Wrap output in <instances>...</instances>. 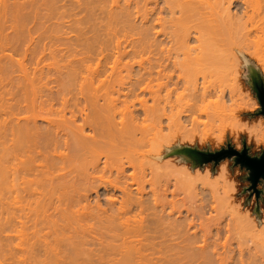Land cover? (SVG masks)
<instances>
[{
  "label": "bare ground",
  "instance_id": "bare-ground-1",
  "mask_svg": "<svg viewBox=\"0 0 264 264\" xmlns=\"http://www.w3.org/2000/svg\"><path fill=\"white\" fill-rule=\"evenodd\" d=\"M40 1L44 3L43 8L46 7L45 9H47L48 12L40 7ZM40 1L36 0L35 3L33 0V5L32 3L30 4V2L27 3L33 7L31 10H34H32L34 15L37 17L41 16L39 18L43 20L44 25L46 21L48 22L54 17L59 20L57 23L58 26L56 25V19L55 23L51 20L55 25L54 27L49 24V26L56 30H52V33L55 35L53 34L51 37H55V40L58 39L57 42H60V40L63 41V38L65 39L66 35L67 46L68 44H72L69 43L71 39H69L70 37L68 36L71 35L74 36L71 38H75V35H72V33L70 34V32L68 35L67 30L70 27L72 28V25L77 27V25H79L77 23H82V21L86 22L85 20L87 19H85L84 16L87 12L85 13V11L90 9L94 10V8L97 7L95 6L96 4L94 5L95 7L93 6L94 3H92V0H88L91 1V3L85 0H82L83 2L78 0V2H75V0ZM93 1L96 3H98V1L99 3H105V0ZM113 1L114 7L111 6L113 7L111 8L112 11H110V9L107 11L109 5L107 8L101 6L104 9L102 13L107 11L106 14L104 13V16L100 13L102 14L101 16H103L100 17L103 24L95 20V13L93 18V10H90L88 14L92 13L89 14L92 18H89V15H86V17L88 20L91 19L90 21L87 20V22H91L92 24L88 23L87 25L89 26L91 24L94 26L93 29L95 31H97L95 28L98 27L97 29L99 30L101 25L102 29L104 27V29L108 31V36L111 34L109 33L110 30L119 31L120 33L116 32L119 35L124 31L125 33L123 32V35L128 39L133 38L132 43H135L136 46L133 48L135 51L131 53L130 51L132 48L129 46L131 48V50H129L128 47L131 41L127 45L123 44L126 42V39L118 37L119 35L114 32L113 38H115V36L119 38L118 40L116 39L117 37L115 38V41L118 42L115 46L117 48L114 47L115 50L118 49V52L116 51V53L115 50H113L114 52L110 54L109 52L107 53V49L104 50V48H102V54L100 53V55H104V57L110 54V58L111 56L115 58L110 59L107 57L108 60L106 58L108 63L114 61L115 64H109L113 68L109 69H112V71H109V73L111 72L110 74L104 75L105 78H102L103 80L101 79L103 83H101V89H99L98 86L97 89L95 86L94 90V85H92L93 91L87 90L88 87L86 85H88V81L85 75L87 73H84V70H91L90 68L92 67H90L91 65H89V62L92 56H96V54H93L92 50L87 51V53L89 52L88 54L83 51L85 50L84 47H86L83 44L91 42L85 38L82 44V39L85 37L81 35L83 31L77 30L78 35L79 32H81L80 38H83L80 39L76 37L77 39H75L77 42H75V40L73 41V44L76 43V45H70V47H75L79 44L83 45L84 47L79 45L76 50H78L79 47H83L82 51L85 54L83 55L85 58L81 56L82 53L80 54L78 52L79 50L75 51V53L77 52L76 54H80L78 56H81L83 58L82 60L81 57L80 59L75 57L74 60L68 57L70 60L69 63L72 62V65L76 63V58L77 60H81V62L75 65V67L78 66L77 70H74L76 68H71L72 71H69L71 70L69 69L65 72L67 74H63L66 77L68 75V79L66 78L68 87H65L64 84V86H62V88L64 87L63 89H57L58 91L55 92L54 90H50V88L48 95L45 94L46 98L41 95L38 97L35 87L37 85H35L37 80L35 81L34 79H39L38 77H41L40 79L43 82L42 76L39 75H47V71L53 69L52 65L56 63L57 59L55 58L58 56L54 57L55 62H52V64L50 63L51 65L45 63V65L48 66L46 73L43 72L46 69L45 65L40 67L41 64H39L38 69L43 73H39V70V72L35 71L34 68L35 72L32 76L36 75V77H30L31 74L28 76V69L26 68V71L24 68L25 64L22 59V62L15 59L13 60V57H11V60L10 54L9 58H7L8 54L4 51L5 49L2 50V52L4 51L5 53L1 52L2 54H7L6 56L4 55V57L10 60L11 63L13 61L21 62L24 67L20 64L21 68H19V70L23 68L22 70L25 69V72L21 70V73L24 75L22 76L20 74L19 77L22 76V79L20 78V83L18 82L16 84L19 85L20 91L18 88L14 87L16 91L18 90V93L21 94V91L24 93L20 95V98L18 96V99L13 97L12 91L14 90H12V94H9L11 97L8 96L12 101L8 98L11 102H8L10 104L7 111H4L6 117L0 114V191L1 193L3 191V195L5 196H2V201L0 200V234H5L4 239H1L3 235H0L2 242L5 241L1 243L0 240V256L4 259L0 264H264V223L259 226L257 222L254 221V217L251 218L249 215L246 217L241 213L242 211H239L237 206L235 207L236 210L234 209L235 211L231 212V215L233 218L241 215L246 220L245 221L244 218L240 216L245 223L243 224L241 220L243 225L234 222L235 224H239L237 226L240 228V231H238L239 239L236 244V249L239 250V252L236 251L239 253L238 257L235 256V249L233 248H231L229 250L230 253L228 252L229 254L226 255L217 252L213 245L214 248H208L206 239L211 234V226L204 227L202 224H207L210 216H205L203 210L198 213L192 211L193 215H191L190 219L181 216L183 214L180 215V213L173 216V212L167 209L166 212L165 203L168 201V193L171 192L176 194L174 193L175 191L182 189L184 186L186 188V186L189 185H186V183L191 182L190 179H192V175L187 166H185L184 169V166L183 168L177 167V165L173 163L174 161H169L168 159L170 158L159 159V157L162 156V147L168 138V134L162 133L163 127L165 126L164 123H169V125L170 123H180L181 117V114H179L181 111H174L168 108L166 100L167 92L170 90V87L173 86L174 89H176L177 86L182 83L186 90L193 93V97L196 101L200 99L204 102L208 95L215 94L217 90L213 87L214 89H212L214 92L212 93V89L211 91L209 90L208 82L205 81L207 83L206 85L203 80H205L206 76L209 77V73L210 76H212L211 71H213V74L219 73L218 71L222 74L225 70L224 74H226V70H228V68H225L226 61L225 64L223 63L224 59L222 60L221 58L220 61V56L217 58L216 51L219 47L224 46V44L228 43L229 45V42L233 44L235 41L234 43L237 46L238 43H241L238 42V40L243 42L246 41L247 43V41L252 38L251 35L254 31L257 33V35H253L254 37L256 36L255 39L258 36L260 42L263 40L261 36L264 37V0H127L125 1L127 4L125 8H123L124 3L120 5L118 0ZM115 1L117 2L116 6ZM22 3L26 2L23 1ZM102 3H100V5H103ZM106 3L109 4L108 1H106ZM107 4L105 6H107ZM26 5L28 6V4ZM116 7L118 8L116 9ZM99 8L97 9L99 10ZM102 8L101 11L103 10ZM97 9L94 11L98 12ZM23 10L26 11L25 9ZM82 10L85 15L80 12ZM38 11H40V13H46L39 15ZM17 12L19 11L17 10ZM26 13H28V11ZM26 13H23L24 16ZM80 13L82 15H80ZM16 14L18 13L15 12V15ZM15 15L13 14V16ZM26 16L23 18H26ZM80 16H83V18ZM131 16H134L133 19H141V29L137 28L139 26H137V23H134ZM92 19L99 23V26H97V24L93 25L95 22L93 21V23ZM97 19H99V17H97ZM51 21L49 22L51 23ZM24 22L23 24L25 27ZM69 22L72 24L69 25ZM23 24L21 25L23 26ZM14 25H16V23ZM17 25L21 26L19 24ZM118 25H122L121 31ZM88 26H85V28H89V30L84 28L86 31H90V28H92V26ZM117 26L118 28H116ZM13 27L12 29L14 30L17 26ZM27 28L22 27L21 33L25 31L31 33V30L34 29L30 26V29ZM48 28L47 30L51 31V28ZM81 28L82 27H80V29ZM156 28V37L161 36L163 40H158L157 42L158 38L156 39L154 37V33L151 39L155 38L156 41L152 43L149 38L148 41L147 36L153 29L154 32ZM72 30L74 32V28H72ZM85 30L84 33H86ZM18 31L19 28L16 33H18ZM259 31H262L263 34ZM57 32L60 36H57ZM103 32L106 34V31ZM50 33L51 32H49V34ZM62 33L65 34L64 37ZM135 34L139 36H135ZM20 35L18 36L19 39ZM40 35L39 39H45L44 36L41 37L42 35ZM6 36L8 37V35ZM45 36H48V33L46 34L45 32ZM32 37L34 36L32 35L30 39L33 41L34 38L32 39ZM51 37L47 38L52 39ZM86 37L89 38V35H86ZM108 38L109 37H107V40L110 39ZM120 38H122L123 43L119 41ZM134 38L137 39L135 42ZM247 38L249 39L244 40ZM19 39H17L18 42ZM23 39L22 37V40ZM42 39L38 41H42ZM255 39L252 40L254 41ZM52 40L55 41L54 39ZM101 40L104 42L101 44L107 46L108 43V46L110 45L109 42H105L103 38ZM252 40L250 41L253 42ZM4 41L6 40L4 39L3 42ZM53 41H48L52 44H48V42L47 44L45 43L51 47L53 46V48L46 46L50 49V57L54 56L56 52L60 53V44L65 45L63 42H60L59 45H57V42H54V44L57 45L55 46ZM97 41L99 42V40ZM236 41L238 43H236ZM121 43L123 44L122 47L125 45L128 49L125 48L126 50H123V48L120 47ZM246 43L244 44L246 45ZM104 45L101 47H104ZM242 45L241 47H243ZM106 46L105 48H107ZM70 47L68 46V49L73 48ZM90 47H88L89 50ZM245 47L243 49H247ZM20 48L21 46L19 49ZM28 48H30V46ZM42 48L43 47L40 49ZM57 48L59 51H56ZM45 49L46 50H42H48L47 48ZM254 49L253 51L255 52ZM103 50L106 51L107 54H103ZM127 50H129V52ZM36 51H33V53H36ZM69 51L61 50V52L65 54H62V56L64 55V58H66V52ZM147 51H149V55L151 54L150 56L146 55ZM253 51L249 50V53L252 54ZM258 51L257 49V54L253 53L259 63L263 64V52L261 51L262 55H260L258 54L260 51ZM228 52L229 51H227V53ZM23 53L24 52H22V54ZM28 53L27 49V54ZM33 53L30 52L29 54L34 55ZM232 53L236 55L234 51ZM232 53L230 54L232 55ZM37 54L39 53H36V56ZM113 54H115V56H113ZM56 55L58 54L56 53ZM45 56L47 57V55ZM127 56L128 58L131 57V61L133 60L134 62L131 63L130 59H128V62ZM24 57L25 56H23V58ZM39 57L40 54L38 59ZM134 59L140 60L135 61ZM216 59H218V61H216ZM102 60L107 63L104 59ZM237 60L239 61V59ZM40 62L42 63V59ZM123 62H125L124 65L127 67L126 75H122L123 73L120 70L121 67L119 64H123ZM205 62L208 64L209 68L213 67L215 70H213V68L212 70L207 68ZM221 62L225 66L223 64L221 65ZM213 63H215L216 66L213 65ZM13 64L15 63L13 62ZM135 64L138 65L137 68H139L137 73L135 71L137 70ZM202 64L203 66H201ZM50 66L52 67L51 69ZM197 66H199V68ZM2 67L0 72L2 69L3 71L5 69ZM72 67H74V65ZM81 67H85V69L81 71ZM202 67H206L207 71L209 70L208 75H206L207 72H205ZM230 67L232 68L231 65ZM106 68H104V70L107 74ZM115 68H118L117 70L120 71L119 73L115 72V74L118 73L116 77L114 76L115 74L112 75L113 69L115 71ZM58 69L59 71H61V69L63 70V68L60 69V67ZM219 69H221L222 72ZM177 70H180L182 75L178 76V80L175 81L173 75ZM16 71L18 70L12 72ZM94 71L96 72V69H94ZM214 71L217 72L214 73ZM9 72L10 71H7L8 75L12 73ZM3 73L1 75H3ZM57 74L58 76L60 75V73ZM49 75H51L50 71ZM63 75L61 74L60 76L63 77ZM92 75H94V72ZM10 76V81H12L15 77L12 78V74ZM23 77L25 78L24 83H22L24 81ZM3 78L0 77V80L2 79V81H0L1 85L2 83L7 84L8 82H5V80L3 81ZM92 81L94 82L93 78ZM90 82L91 81H89V85ZM47 83L45 85H48ZM209 83H211V80ZM74 89H76L75 95L72 94ZM221 90V94L218 98L222 100L225 93L223 92V88ZM16 91H14V93ZM18 93L17 95H19ZM218 93H220V90ZM21 99L25 100H23L25 104L22 103L23 101ZM223 99L225 100L226 98ZM149 100H151L152 103H149ZM218 101L220 102L219 99ZM56 104L59 106L55 107ZM35 105H38V108H35ZM35 110H37V113H35ZM2 117L5 118L2 119ZM38 118H42L45 124L40 125ZM142 120L150 121L152 133L148 131L149 125H143ZM199 178H201V176ZM199 182L201 181L199 180ZM190 184H193V182ZM204 184L206 183L203 182V185ZM189 186L192 187V185ZM195 187L197 188V186ZM100 189L106 194L102 200L98 197L100 195L99 193H102ZM183 190L185 189L183 188ZM93 193L96 194V198H94ZM190 193L192 194L193 192L191 191ZM222 193L224 195L225 192L222 191ZM102 202L103 204L105 203V205H103ZM213 208H215V206ZM195 215L198 222L194 221ZM235 218L238 219L239 217ZM234 221H236V219ZM240 221L237 220L236 222ZM196 224L200 227H195ZM219 225L215 227L216 231L219 230ZM243 229L247 231L246 234L242 233L245 232ZM200 237L202 243L198 241ZM214 238L216 239V237ZM220 238L221 236L219 239ZM244 243L247 244L249 249L256 250L259 248V252L256 250L257 252L248 251L247 253H243L240 249V245Z\"/></svg>",
  "mask_w": 264,
  "mask_h": 264
},
{
  "label": "rangeland",
  "instance_id": "rangeland-1",
  "mask_svg": "<svg viewBox=\"0 0 264 264\" xmlns=\"http://www.w3.org/2000/svg\"><path fill=\"white\" fill-rule=\"evenodd\" d=\"M26 2V3H22V2ZM32 1L33 0H0V65H2L5 69H4V71H3V69H2V71L5 73H3L2 71L0 72V75L3 73V75H1L0 77L1 78H3V81L5 80V82H7V86L4 84V83H2V85H1V82H0V114H2L3 116H5L6 117V115H5V113H4V111L6 110L7 111V108H8V106H9V104L10 103H8V102H11L12 100L10 99V95L9 94H12L11 93V91L12 90H14V91H16V89L15 88H18L19 89V85H16L18 82L20 83V80L22 79V76L24 75V74H22L21 73V70L23 69H20L19 70V68H21V65L20 64H22L21 62V59L23 60V63L25 64V67L23 66V64H22V66L26 69H28V71H27V69H26V71L28 72V76H29V74H31L30 75V77H36V75H34V76H32L33 75V73L35 72V71H37V72H39L40 70L38 69L39 68V64H41L40 65V67H42V65H45V63L47 64H52V62H55V60H54V57H56V56H58V57H56L55 59H57L56 60V63L58 64H56V63H53V65H52V67H53V69L52 70H48V66L47 65H45V70L43 71V72H45L46 73V70H48L47 72V75H49V71H50V73H51V75H52V79L50 78V76L51 75H49V76H47V75H39V76H42V79H43V82H42V80L40 79L41 77H38L39 79H34L35 81L37 80V83H35V87H36V89H37V94H38V97L41 95V96H43L44 98H46V95H48V92H49V89L50 90H54V92L55 91H58L57 89H63L62 88V86H64V84H65V87H68L67 85H68V81H66L67 79H68V75H67V77L65 76V75H63V74H67V73H65V72H67L69 69H71V68H76V69H74V70H77V68H78V66H76L75 67V65H76V63H78V62H81V60L83 59L81 56H83V55H85L84 53H83V51L85 52V53H87V51H91L92 50V53L93 54H96V56H94L93 54V56H94V58H93V56H92V59H94V60H90V62H89V65H91L90 67H92V68H90L91 70L90 71H87V69H85V67L84 68H82L81 67V71H83V69H85L84 70V73H87V74H85L86 75V77H87V84L88 85H86L88 88H87V90L89 89L90 91L92 90L93 91V87H92V85H94V90H95V86H96V88H97V86H98V88L99 89H101L102 88V78H105V76L106 75H108V74H110L109 73V71H112V69L111 70H109L110 68H113V67H111V65H114L115 63H114V61H112L113 59H115V58H113L112 56H111V58H113L111 61L112 62H109L108 63V61H106V58L107 57H109L110 56V54H112L114 51L113 50H115V48H117V47H115L116 46V43L118 42H116L115 40L117 39H119L118 37H122L123 39H126V42H124L123 43V40H122V38H120V42H122L123 44H125V45H127L130 41V43L128 44V47L130 46L131 48H132V50H131V48L129 47V50H131L130 52L131 53H133L134 51H135V49H133L135 46H136V44L135 43H132V40H133V38L131 39H128V38H126V36H124L123 34L125 33L124 31V33L123 32H121V34L120 35H122V36H120L119 34H117L116 32H119V31H113V30H110L109 31V33H111L110 34V36H108L107 34V30H105L104 29V27H103V29L101 28V25H100V28H99V30L97 29V28H95L97 31H95L94 29H93V27L94 26H92L91 24V22H87V20H88V18L86 17V15L88 16L89 14H92L93 13V18H94V13L97 15V17H99V19H97V17H96V15H95V20L97 21L98 20V22L100 21L101 22V24H103V21H101L102 19H100V17H103L104 16V13L106 14V12L110 9V11H112V9L111 8H113L114 7V1L113 0H105V3H102V2H100V3H102L103 5H100V3H99V1H98V3H96V2H94L93 0H92V3H94L93 4V6L95 5V6H97L96 8H94V10H96L97 8H99V6H100V8H99V10H98V12L97 11H94L93 9V11H92V13H89L88 14V12L90 11V10H87V11H85V13H86V15L83 13V10L82 11H80V12H82L83 13V15H85L84 17H85V19H87V20H85V19H83V20H85L86 22H84V21H82V23H77V24H79V25H77V27L76 26H74V25H72L73 27L72 28H74V32H73V30H72V28L70 27L67 31H68V35H69V32H70V34L72 33V35H75V38L77 37V38H80L81 37V35L82 36H85L83 39L82 38H80V39H82V40H80V41H82V44H83V42H84V39L85 38H87V40H90L91 42H92V44H91V42L90 43H88V44H83L84 46H86V47H84L83 45H81V44H79V45H81V46H83L84 47V49L85 50H83L82 51V49H83V47L82 48H80L79 47V51L78 50H76L77 48H78V46H71V47H73V48H71L70 47V45H76V43H74L73 44V41L75 40V42H77L76 41V39L74 38H71V37H74V36H71V35H69L68 37H70L69 39H71L70 40V42L69 43H72V44H68V46L71 48V49H68V46L66 45L67 44V42H66V35L65 34H63L62 33V36L64 37V35H65V39L63 38V41H61L60 40V42L62 43H65V45L64 44H60L59 45V43L60 42H57L58 41V39L57 40H55V37L53 38V37H51V36H53V34L54 33H52V30H54V31H56L53 27L55 26L54 24H53V22L55 23L56 21V25H57V23L59 22V20L57 19V18H52L51 20H53V22L51 21V20H49V21H51V23L48 21H46V24L48 25H44V22H43V20H41V18H39V17H41V16H39V17H37L36 15H34L33 14V11L31 10V8H33L32 6H30V4L32 3ZM35 1V3H36V0H34ZM40 1V0H39ZM77 0H75V2H76ZM78 1H82V0H78ZM77 1V2H78ZM86 2L88 1V0H85ZM84 1V2H85ZM106 1H108V3L109 4H107L106 3ZM113 3H112V2ZM125 1H127V0H118V2H119V4L120 5H122L123 3H124V5H123V8H125L126 7V2ZM27 2H30V4L29 3H27ZM83 2V1H82ZM88 2H90L91 3V1H88ZM34 3V2H33ZM33 3H32V5H33ZM43 2H41L40 1V7L44 10L45 8H43L44 7V3L42 4ZM116 1H115V6H116ZM4 4V5H3ZM26 4H28V6L26 5ZM38 4V3H37ZM43 6H42V5ZM107 4V6H105ZM111 4V5H110ZM119 4H117V5H119ZM17 7H16V6ZM21 5H23V6H21ZM38 5V6H39ZM108 5H109V7H108ZM119 5V6H120ZM4 6V7H3ZM94 6V7H95ZM101 6H104L103 8H107V11L106 12H104V13H102L103 11H104V9L101 7ZM111 6H113V7H111ZM118 6V7H119ZM12 7V8H11ZM19 7H20V10H19ZM23 7V8H22ZM118 7H116V9L118 8ZM121 7V6H120ZM6 10H5V9ZM101 8L103 9L102 11H101ZM3 9V10H2ZM22 9V10H21ZM23 9H25L26 11H24ZM28 9V10H27ZM115 9V8H114ZM4 10H5V12H4ZM17 10L20 12H17ZM29 10H30V13H29ZM39 10L41 11V9L39 8ZM47 9H45V11H46ZM13 11H14V13H13ZM28 11V13H26ZM40 11H38L39 12V15H43L44 13H46V12H42V13H40ZM101 11V12H100ZM15 12L16 13H18V14H16L15 15ZM32 12V13H31ZM47 12H48V10H47ZM23 13H26L25 14V16H26V18H23V17H25L24 16V14ZM35 13V12H34ZM97 13H102L103 14V16H101L102 14H100V16H99V14H97ZM13 14L15 15V16H13ZM19 14H20V16H19ZM23 14V15H22ZM31 15V16H30ZM80 15H82L81 13H80ZM92 16V15H91ZM16 17V18H15ZM37 17V18H36ZM81 17V16H80ZM133 17L134 16H131V18L133 19ZM14 18H15V20H14ZM18 18V19H17ZM43 18V17H42ZM81 18H83V16L81 17ZM89 18H92V17H90V15H89ZM12 21H11V20ZM55 19H56V21H55ZM131 19V20H132ZM26 20V21H25ZM91 20V19H90ZM90 20H88V21H90ZM134 20V23H137V26H139V27H137L136 26V24H135V26L137 27V28H139V29H141L142 28V24L140 23L141 22V19H138V18H136V19H133ZM139 20V21H138ZM20 21H21V23H20ZM25 21V22H24ZM42 21V22H41ZM94 21V19H92V22ZM96 21H94L95 22V24H93V25H96L97 24V26H99V23H97ZM135 21H137V22H135ZM14 22V23H13ZM23 22L25 23V27L27 28V26H28V28L27 29H30L29 28V26L30 27H33L32 29L34 30H31L32 32L31 33H34V34H31L30 32H27V31H25V32H22L21 33V28L23 27V28H25L24 27V24H23ZM81 22V21H80ZM85 24H84V23ZM93 22V23H94ZM11 23V24H10ZM16 23V25H14ZM43 23V24H42ZM70 23V22H69ZM88 23H91L89 26L91 27L92 26V28H90L91 30L90 31H86V30H89V28H85V26L87 27L88 25ZM17 24H19V25H21V24H23V26L21 25V26H18ZM26 24H27V26H26ZM41 24H42V26H41ZM49 24L51 25V26H53V27H51V26H49ZM72 23H70L69 25H71ZM132 24H133V21H132ZM141 24V25H140ZM13 25H14V27L15 26H17V27H13ZM81 25V26H80ZM84 25V26H83ZM58 26V25H57ZM88 26V27H89ZM119 26V25H118ZM118 26L116 27V28H118ZM121 26L122 25H120L119 27V30L121 29ZM12 27L14 28V30L12 29ZM21 27V28H20ZM42 27V28H41ZM45 27V28H44ZM49 27V28H48ZM79 27V28H78ZM80 27H82L81 29H80ZM18 28H19V31H18V33H16L17 32V30H18ZM44 28V29H43ZM47 28L48 29H50L51 31H49V30H47ZM53 28V29H52ZM86 30H85V29ZM114 28V27H113ZM112 28V29H113ZM86 31V33H84V30ZM102 31H101V30ZM16 30V31H15ZM77 30H79V31H83L82 33H84V34H82L81 32H79V35H80V33H81V35L79 36L78 35V31ZM154 30V29H153ZM153 30H152V32H150L149 34H148V36H147V39L149 38L150 39V41L153 43H155V41H156V39H157V42H158V40H160V41H162L163 39L161 38V36H159V37H156V30H157V28L155 29V31L153 32ZM5 31V32H4ZM13 31V32H12ZM36 31V32H35ZM44 31V32H43ZM48 31V32H47ZM53 31V32H54ZM72 31V32H71ZM99 31H100V33H99ZM103 31H106V34L103 32ZM111 31H113V32H111ZM121 31V30H120ZM137 31V30H136ZM7 32H9V33H7ZM12 32V33H11ZM45 32H46V34L48 33V36H45ZM49 32H51L50 34H49ZM59 33H61L60 31H58ZM58 32L56 33V34H58ZM88 32V33H87ZM94 32V33H93ZM114 32L117 34V35H119L118 37L117 36H115V38H113L114 37ZM259 32H261L262 33V31H259ZM25 33V34H24ZM30 33V34H29ZM37 33V34H36ZM44 35H43V34ZM78 35H76V34ZM95 33H96V35H95ZM97 33H99V34H97ZM120 33V32H119ZM153 33V34H152ZM154 33H155V38H153V39H151L152 37H153V35H154ZM260 33V34H261ZM11 34V35H10ZM16 34V35H15ZM21 34H23L22 35V37L24 38L23 40H22V37H21V35H20V39L18 38V36ZM27 34H29V35H27ZM42 36H41V35ZM104 34V35H103ZM257 35V33H255V31H254V33H252V38H247V39H244V40H248L249 39V41H247V43H246V41H241V40H238V42H241V43H238L237 41H236V43H238V46H239V44H240V46H239V48H238V46L233 42V44H232V42L230 43L229 42V45H228V43L227 44H224V46H221V47H219L218 48V50L216 51V55H217V58H218V56H220V61H221V58H222V60L224 59V64H225V61H226V67L225 68H228V70H226V74H224V72H225V70L223 71V75L222 74H220V71H218L219 73H217V74H213V71H211L212 73H211V75L212 76H210V73H209V70L207 71V69H206V67L205 68H203L204 69V71L205 72H207L206 73V75H208V73H209V77L208 76H206V78H208V79H210L211 80V83H209L210 82V80H208V79H206L205 78V80H203L204 82L205 81H207L208 82V87L210 88L209 90L211 91V89L214 87L215 88V90H217L216 92H215V94L217 95H215L213 92V89H212V95H208L207 97H206V99H205V101L203 102V101H201L200 99H197V101H196V99L193 97V93L192 92H190V91H188V90H186L185 89V86L184 85H182V83L181 84H179L178 86H177V88L176 89H174V87L172 86V87H170V90L167 92V104H168V108H170V109H173L174 111H181L179 114H181V117H180V123H177V124H173V123H170V125H169V123L167 124V123H164V127H163V130H162V133H164V134H168V138H167V140H166V143L163 145V149H162V156H160L159 157V159L160 158H162V159H166V158H170V159H168L169 161H171V162H173V163H175V165H177V167H181V168H183V166H184V169H185V166H187L188 167V170H189V172H191V175H192V179H193V177H194V179L192 180V179H190L191 180V182H193V184H190L189 182H187L186 183V185L187 184H189V185H192V187L191 186H189V185H187L186 186V188H185V186L183 187L185 190H183V188L182 189H180V190H178V191H175L174 193H176V194H173V193H171V192H169L168 193V195H167V203H165V211L167 212V210L168 211H171V212H173L172 213V215L173 216H176L178 213H180V215L181 214H183V215H181V216H183V217H186L187 219H190V217H191V215H193V212L194 213H198L199 211H201V210H203L204 211V215L205 216H210V219H209V222L207 223V224H202L204 227H206V226H211V234H213V235H211L210 233V238L209 237H207V239H206V243L208 244V248L209 249H212V248H214L215 247V249L217 250V252H220V253H222V255H223V253H224V255H226V254H229L230 253V249L231 248H233V249H235V256L236 257H238L239 256V250L238 249H236L237 248V241H238V239H239V232L238 231H240V228H239V226H237V225H239V224H235V223H241V221H242V219L240 218V216H235V217H239L238 219L237 218H233V216L231 215V212L232 211H235L236 210V206L238 207V209H239V211L242 213V214H244L246 217L249 215L251 218H253L254 217V221L255 222H257V224L260 226L261 224H263L264 223V178H260L257 182H256V184L253 186L252 185V183H251V180H250V171H249V169L244 165V164H242L241 162H239V161H237L236 159H235V155H233V154H231V155H224V156H222V157H220V158H218V159H214V158H212V159H209V160H202V159H200L197 155L195 156V155H193L192 153H190L189 151H187V150H185L186 148H192V149H197V150H200V151H209V152H216V151H219V150H223V149H227V148H233V149H236V150H245L246 151V153L247 154H249L250 156H261L263 153H264V114L261 112V105H260V103H259V100H258V98H257V95H256V90H255V88H254V84L255 83H261L262 85H263V88H264V69H263V64H261V63H259V61L257 60V58H256V56L254 55V53L255 54H257V49L260 51V53H258V54H260V55H262V52H263V55H264V37H262L261 36V38H263V40L260 42V38H258V36H257V38L255 39V37L253 36V35ZM260 34H258V35H260ZM263 34V33H262ZM2 35V36H1ZM6 35H8V37L6 36ZM33 35L34 37H32V39H33V41L30 39L31 38V36ZM39 35L41 36V37H45V39L43 40L42 38H40L39 39ZM55 35V34H54ZM86 35L88 36L89 35V38L88 37H86ZM100 35H101V37H100ZM105 35H107V36H105ZM264 35V34H263ZM11 36V37H10ZM52 38V39H54L55 41H53L52 39H48V38H50V37ZM57 36H60V34H58ZM57 36H56V38H57ZM93 36V37H92ZM95 36V37H94ZM98 36H99V38H98ZM135 36H139L138 34L136 35L135 34ZM152 36V37H151ZM3 37V38H2ZM5 37V38H4ZM27 37H29V38H27ZM48 37V38H47ZM107 37H109L108 39L109 40H107ZM125 37V38H124ZM129 37V36H128ZM134 37V36H133ZM9 40H8V39ZM15 38V39H14ZM26 38V39H25ZM37 38V39H36ZM48 40H47V39ZM59 38V37H58ZM94 38H95V40H94ZM103 38V40L106 42H109V46H108V43H107V46L106 45H104V44H101V43H104L101 39ZM106 40H105V39ZM113 38V39H112ZM135 38H138V37H135ZM134 38V42H135V40H137V39H135ZM6 40V41H4L3 42V40ZM17 39H19V42L17 41ZM42 39V41H38V40H41ZM61 39H62V37H61ZM112 39V40H111ZM149 39H148V41H149ZM252 39H255L254 41L252 40ZM28 40V41H27ZM45 40H47V41H45ZM50 40V42L51 41H53V44H54V42L56 43L57 42V45H59V49H60V53L59 52H56L58 55H56V53H55V55L54 56H51L50 57V49L49 48H53V46L51 47L50 45H46L47 44V42ZM97 40H99V42L100 41H102V42H98ZM111 40V41H110ZM122 40V41H121ZM153 40V41H152ZM250 40H252L253 42H251ZM95 41V42H94ZM125 41V40H124ZM159 41V42H160ZM17 42V43H16ZM29 42V43H28ZM37 42V43H36ZM50 42H48V44L50 43ZM88 42V41H87ZM119 42V43H120ZM156 42V43H157ZM263 42V43H262ZM4 43V44H3ZM9 45H8V44ZM19 43V44H18ZM26 43V44H25ZM31 43V44H30ZM46 43V44H45ZM78 43H79V41H78ZM85 43H86V40H85ZM97 43V44H96ZM120 44L121 46L120 47H122V45L123 44ZM244 43H246V45L244 44ZM249 43V44H248ZM250 43H252V44H250ZM258 43V44H257ZM26 46H25V45ZM30 46V48H28L29 46ZM42 44H43V46H42ZM44 44H45V47H44ZM50 44H52V43H50ZM91 44V45H90ZM99 44V45H98ZM101 44V45H100ZM232 44V45H231ZM242 44H244V45H242ZM256 44V45H255ZM21 46V48L19 49V47ZM34 45V46H33ZM40 45H41V47H43L42 49H44V50H46L45 48H47L48 50L47 51H44V50H42V49H40L41 47H40ZM55 46H57L56 44H54ZM62 45H64V46H62ZM102 45H104V47H101ZM124 45V47H122L123 48V50H126V49H128V48H126V46ZM132 45V46H131ZM228 45V46H227ZM241 45L243 46V47H241ZM250 45H251V47H250ZM262 47H261V46ZM4 46V47H3ZM28 46V47H27ZM32 46V47H31ZM46 46H50L49 48L48 47H46ZM54 46V47H55ZM62 46V47H61ZM67 46V47H66ZM90 46H93V47H90ZM100 46V47H99ZM105 46L107 47V48H105ZM118 46V45H117ZM246 46V47H245ZM250 47V48H248V47ZM16 47V48H15ZM25 49H24V48ZM64 47V48H63ZM65 47H66V50L67 51H69V52H66V58H64V52L62 53L61 52V50L62 51H66L65 50ZM88 47H90V50H89V48ZM115 47V48H114ZM247 48L248 49V51H247V49H243V48ZM31 48H33V49H31ZM36 48H37V51H36ZM63 48V49H62ZM86 48H88V49H86ZM92 48V49H91ZM102 48H104V50H106L107 51V53L109 52L110 54H109V56H108V54L106 53V51H104L103 52V54L104 53H106L107 54V57L105 56L104 57V55H100V53H101V50H102ZM109 48V49H108ZM121 48V49H122ZM126 48V49H125ZM226 48V49H225ZM255 48V49H254ZM5 49V50H4ZM13 49V50H12ZM20 50V52L22 51V52H24L23 54H22V52L20 53L19 52V50ZM27 49H28V52L30 53H33V51H36V53H39L40 54V57H39V59H38V56H39V54H37V56H36V53L34 52L33 54L34 55H30L29 53V55L27 54ZM58 49V48H57ZM56 49V51H59V49L57 50ZM232 49V50H231ZM253 49L255 50V52L253 51ZM2 50H4L7 54H8V56H7V58H9V56H10V58L11 57H13V60L15 59V60H18V61H21L20 63L18 62V61H13L15 64H13V62L11 63L10 62V60H8L6 57H4V55L5 54H2L3 52H2ZM10 50V51H9ZM29 50H31V51H29ZM97 50V51H96ZM129 50H127L128 52H129ZM249 50H251V51H253L252 52V54L254 55H252L251 53H249ZM263 50V51H262ZM26 51V52H25ZM38 51H41V52H38ZM75 51H78L80 54L82 53V55L81 56H78V55H80V54H76L75 53ZM96 51V52H95ZM100 51V52H99ZM118 52V49H116L115 50V52ZM133 51V52H132ZM225 51V52H224ZM227 51H229L228 53H229V55H228V53H227ZM234 51V54H236V55H233V53L232 52ZM258 51V52H259ZM262 51V52H261ZM2 52V53H1ZM4 52V53H5ZM20 54H19V53ZM42 52H43V54H42ZM71 52V53H70ZM74 52V53H73ZM99 54H98V53ZM116 52V53H117ZM220 52V53H219ZM14 53V54H13ZM73 53V54H72ZM89 53V52H88ZM87 53V54H88ZM149 51H147V56H150L149 54ZM227 55H226V54ZM230 53H232V55L230 54ZM2 54V55H1ZM6 54V55H7ZM10 54V55H9ZM62 54H64L63 56H62ZM70 56H69V55ZM86 54V55H87ZM98 54V55H97ZM102 54V53H101ZM105 54V55H106ZM221 54H223V55H221ZM5 55V56H6ZM13 55V56H12ZM45 55H47V57L45 56ZM60 55V56H59ZM77 55V56H76ZM89 55H91V54H89ZM117 55V54H116ZM250 55H252V56H250ZM23 56H25L24 58H23ZM27 56V57H26ZM32 56V57H31ZM44 56V57H43ZM102 56V57H101ZM113 56H115V54H113ZM146 56V57H147ZM232 56H234V57H232ZM14 57H16V58H14ZM37 57V58H36ZM68 57H70V59H72V60H74L75 59V57H77V58H79L80 59V57H81V60H77V58H76V63L74 64L73 63V65H74V67H72L73 65L71 64V63H69L70 62V60L68 59ZM84 57V56H83ZM104 57V58H103ZM130 57V56H129ZM138 57V56H137ZM137 57H135V58H137ZM239 57V58H238ZM263 58H264V56H262ZM2 58V59H1ZM6 58V59H5ZM26 58V59H25ZM31 60H30V59ZM42 59V63L40 62V60ZM85 58V57H84ZM110 58V57H109ZM110 58V59H111ZM127 58V60L128 59H130V58H128V56L126 57ZM125 58V59H126ZM230 58V59H229ZM4 59V60H3ZM28 59V60H27ZM64 59H68L67 61L66 60H64ZM102 59H104L107 63H105ZM138 59V58H137ZM137 59H134L135 61H139V60H137ZM228 59V60H227ZM237 59H239V61H240V63H239V61L237 60ZM8 60V61H7ZM11 60H12V58H11ZM38 62H37V61ZM50 60V61H49ZM53 60V61H52ZM107 60H108V58H107ZM232 60V61H231ZM36 61V62H35ZM44 61V62H43ZM74 61V62H75ZM125 61V60H124ZM216 61H218V59H216ZM220 61H219V64H220ZM231 61V62H230ZM9 62V63H8ZM18 62V63H17ZM65 62V63H64ZM125 62H127V61H125ZM125 62H123V64H119L120 65V67H121V72L123 73L122 75H126V73H127V71H126V69H127V67H126V65H124V63ZM128 62H129V60H128ZM130 62L131 63H133L134 61L132 60L131 61V59H130ZM2 63V64H1ZM62 63H64V64H62ZM68 65H67V64ZM114 63V64H113ZM206 63V62H205ZM218 63V62H217ZM222 62H221V65L223 64ZM232 63V64H231ZM18 64V65H17ZM50 64V65H51ZM61 64V65H60ZM109 64H111V65H109ZM207 64V63H206ZM210 64V63H209ZM223 64V65H224ZM6 65V66H5ZM12 65V66H11ZM14 65V66H13ZM58 66V68L60 67V69L61 68H63V70L61 69V71H59V69L57 68V66ZM69 65H70V67H69ZM72 65V66H71ZM105 67H104V66ZM108 65V66H107ZM136 65V64H135ZM213 65H215V63H213ZM220 65V66H221ZM230 65L232 66V68L230 67ZM263 65V66H262ZM2 66H0V69H1V67ZM8 66V67H7ZM18 66V67H17ZM68 66V67H67ZM201 66H203V64L201 65ZM201 66H200V69H201ZM207 66V68H209L208 67V64L206 65ZM216 66V65H215ZM219 66V65H218ZM225 66V65H224ZM2 67V68H3ZM17 67V68H16ZM36 67H37V69H36ZM51 66H50V69L52 68ZM96 67V68H95ZM98 67V68H97ZM101 67V68H100ZM106 67H108V68H106ZM115 67V66H114ZM138 67V65H136L135 66V68L137 69V70H135L136 71V73H137V71H139L138 69L139 68H137ZM198 68H199V66H197ZM212 67V66H211ZM11 68V69H10ZM34 68H35V71H34ZM55 68H57V69H55ZM66 68H68V69H66ZM103 68V69H102ZM104 68H106L107 69V74H106V71L104 70ZM213 68V67H212ZM212 68H209V69H211L212 70ZM216 68H218V67H216ZM220 68V67H219ZM231 68V69H230ZM14 69V70H13ZM24 69V70H25ZM94 69H96V72L94 71ZM118 69V68H117ZM116 68H115V71H114V69H113V73H112V75H114L115 74V72H120V71H118ZM199 69V70H200ZM206 69V70H205ZM224 69V68H223ZM15 71V70H18V71H16V72H12V71ZM24 70H22V72H25ZM39 70V71H38ZM80 70H78V71H80ZM117 70V71H116ZM202 70V69H201ZM201 70H200V72H201ZM213 70H215V68H213ZM218 70V69H217ZM219 70H221V69H219ZM7 71H10V72H12V73H10L9 75L7 74ZM20 71V72H19ZM51 71H53V72H51ZM55 71V72H54ZM59 71V72H58ZM69 71H72V69L71 70H69ZM87 71V72H86ZM98 71H99V74H98ZM204 71H202V72H204ZM42 71H40L39 73H41ZM42 72V73H43ZM64 72V73H63ZM77 72V71H76ZM93 72H94V75H92L93 74ZM105 72V73H104ZM217 71H214V73H216ZM221 72H222V70H221ZM15 73V74H14ZM38 73V74H39ZM57 73H60V75L62 74L63 75V77L62 76H58V74ZM69 73V72H68ZM92 73V74H91ZM118 73H116V74H118ZM173 73V72H172ZM228 73V74H227ZM12 74V78L13 77H15V78H13V83H12V81H10V79H11V75ZM17 74V75H16ZM20 74L22 75L21 77H19L20 76ZM27 74V73H26ZM57 74V75H56ZM88 74H89V76H88ZM98 74V75H97ZM116 74L114 75L115 77H116ZM7 75H8V77H7ZM15 75V76H14ZM92 75V76H91ZM102 75V76H101ZM105 75V76H104ZM180 75H182V72L180 71V70H177V72H175L174 73V80L176 81V80H178V76H180ZM3 76V77H2ZM38 76V75H37ZM90 76H91V78H90ZM233 78H232V77ZM16 77H17V79H16ZM18 77H19V79H18ZM49 77V78H48ZM58 77V78H57ZM94 77H95V79H94ZM99 77V78H98ZM212 77V78H211ZM21 78V79H20ZM57 78V79H56ZM67 78V79H66ZM92 78H93V80H94V82L92 81ZM127 78V77H126ZM201 78V77H200ZM9 79V80H8ZM23 79H24V81L22 82V83H24L25 82V78L23 77ZM46 79V80H45ZM64 79V80H63ZM89 79V80H88ZM91 79V80H90ZM102 79V80H101ZM16 82H15V81ZM62 80V81H61ZM99 80H101V81H99ZM201 80H202V78H201ZM0 81H2V79L0 80ZM42 83H41V82ZM89 81H91L90 82V85H89ZM39 82V83H38ZM48 82V83H47ZM63 82H65V83H63ZM233 82V83H232ZM48 84V85H45V84ZM67 83V84H66ZM100 83V84H99ZM102 83V84H101ZM206 83V82H205ZM13 84V85H12ZM40 84H42V85H40ZM45 86H44V85ZM209 84H210V86H209ZM233 84V85H232ZM5 85V86H4ZM206 85H207V83H206ZM205 85V86H206ZM224 85V86H223ZM10 86V87H9ZM37 86H38V88H37ZM41 86V87H40ZM51 86V87H50ZM61 86V87H60ZM100 86V87H99ZM212 86V87H211ZM218 86V87H217ZM15 87V88H14ZM46 87H48V88H46ZM90 87V88H89ZM207 87V88H208ZM217 87V88H216ZM228 87H229V89H228ZM13 88V89H12ZM97 88V89H98ZM223 88V92L225 93L224 94V96H223V98H226L225 100L222 98V100H221V98H218V96H220V94H221V89ZM232 88H233V90H232ZM39 89V90H38ZM41 89V90H40ZM48 89V90H47ZM228 89V90H227ZM231 89V90H230ZM236 89V90H235ZM2 90V91H1ZM8 90V91H7ZM220 90V93H218V91ZM238 90V91H237ZM14 91H12L13 92V94L12 95H14L13 97H16V98H18V96H19V98H20V95L22 94V93H24L23 91H21L22 93L20 94V93H18V90L14 93ZM19 91H20V89H19ZM39 91V92H38ZM226 91V92H225ZM10 92V93H9ZM73 93V95H75L76 94V89H74L73 91H72ZM234 94H233V93ZM17 93L19 94V95H17ZM40 93V94H39ZM231 93V94H230ZM46 94V95H45ZM229 94V95H228ZM17 95V96H16ZM45 95V96H44ZM8 96H10V97H8ZM33 96V95H32ZM8 98L11 100V101H9L8 100ZM18 98V99H19ZM7 99V100H6ZM218 99L220 100V102L218 101ZM6 100V101H5ZM22 101L24 100V99H21ZM224 100V101H223ZM21 101V102H22ZM25 101V100H24ZM22 102L23 104H25V102ZM200 101V102H199ZM223 101V102H222ZM8 104H7V103ZM14 102V101H13ZM27 102V101H26ZM196 102H197V104H196ZM202 102V103H201ZM225 102V103H224ZM149 103H152V101L151 100H149ZM204 103V104H203ZM220 103V104H219ZM6 104V105H5ZM57 104H59V103H57ZM55 105V107H58L59 105ZM225 104V105H224ZM5 106V107H4ZM23 106V105H22ZM38 105H35V108H38L37 107ZM5 108V109H4ZM34 108V109H35ZM40 108V107H39ZM4 109V110H3ZM33 111V110H32ZM36 112L35 113H37V110H35ZM41 111H43V110H41ZM40 111V112H41ZM185 112V113H184ZM188 113V114H187ZM42 115H44V114H42ZM183 115V116H182ZM190 115V116H189ZM5 117H2V119H4ZM1 118V117H0ZM42 118H38V120H39V124L41 125H44L45 124V121L42 119ZM1 121V120H0ZM183 121V122H182ZM142 123H143V125H145V126H148L149 125V127H148V131H150L151 133H152V129H151V127H150V121L149 120H147V121H143L142 120ZM187 126V127H186ZM154 129V128H153ZM179 129V130H178ZM155 130V129H154ZM157 130V129H156ZM161 132V131H160ZM167 145V146H166ZM165 147V148H164ZM0 149H1V147H0ZM181 164H183V165H181ZM147 168H148V166H147ZM180 168V169H181ZM209 171V172H208ZM207 173H209V174H207ZM201 174V175H200ZM194 175V176H193ZM206 175H208L209 176V178H208V176H206ZM197 177V179H196V177ZM201 176V178H199ZM206 177H207V179H206ZM204 178H205V180H204ZM189 180V181H190ZM199 180L201 181V182H199ZM203 182H205L206 184H207V186H206V184H204L203 185ZM195 184V185H194ZM197 184V185H196ZM185 185V184H184ZM194 186V187H193ZM195 186H197V188L195 187ZM192 189H190V188ZM195 189V190H194ZM227 190V191H226ZM100 191H102L101 189H100ZM193 192L192 194H194V195H192L190 192ZM195 191V192H194ZM222 191H224L225 193H224V195H223V193H222ZM0 193H1V191H0ZM95 193V192H94ZM93 193V196H94V198H96V194H94ZM221 193V194H220ZM100 195L98 196L99 197V199L100 200H102V199H104V197H105V193H104V191H102V193H99ZM190 194V195H189ZM226 194V195H225ZM229 194V195H228ZM171 195V196H170ZM5 197L4 195H3V191H2V193H1V195H0V200H1V198H3V197ZM192 196V197H191ZM193 196H194V198H193ZM169 197V198H168ZM173 197V198H172ZM176 197V198H175ZM181 197V198H180ZM196 197V198H195ZM215 197H216V199H215ZM223 197V198H222ZM193 198V199H192ZM222 198V199H221ZM218 199V200H217ZM184 200V201H183ZM187 200V201H186ZM2 201V200H1ZM0 201V202H1ZM188 202V203H187ZM1 204V203H0ZM102 204H103V202H102ZM171 204V205H170ZM174 204V205H173ZM103 205H105V203L103 204ZM167 205V206H166ZM177 205V206H176ZM170 206V207H169ZM174 208H173V207ZM193 206V207H192ZM215 206V208H213ZM168 207V208H167ZM178 207V208H177ZM203 208V209H202ZM0 209H1V207H0ZM167 209V210H166ZM170 209V210H169ZM177 209V210H176ZM186 209H188V210H186ZM235 209V210H234ZM183 210V211H182ZM177 211H179V212H177ZM193 211V212H192ZM176 212V213H175ZM206 212V213H205ZM189 213V214H188ZM192 213V214H191ZM233 213H235V212H233ZM175 214V215H174ZM187 214V215H186ZM247 214V215H246ZM189 215V216H188ZM233 215H237V214H233ZM242 217V216H241ZM1 218V217H0ZM233 218V219H232ZM242 218H244V217H242ZM236 219V221L238 220V221H240V222H236V221H234ZM197 220V221H196ZM244 220H245V218H244ZM194 221L195 222H198V219H197V217H196V215L194 216ZM246 221V220H245ZM235 222V223H234ZM243 222V221H242ZM0 223H1V221H0ZM210 223V224H209ZM229 223V224H228ZM234 223V224H233ZM245 222H243V224H244ZM220 224V225H219ZM242 224V223H241ZM242 224V225H243ZM201 225V226H202ZM219 225V227L221 228H219V230L218 231H216L215 230V227L216 226H218ZM226 225V226H225ZM223 226V227H222ZM263 226V225H262ZM195 227H197V228H199L200 226L198 225V224H196L195 225ZM213 227H214V229H213ZM226 228V229H225ZM235 228H237V229H235ZM224 231H223V230ZM244 230V229H243ZM221 231V232H220ZM245 232H242V233H247V231L246 230H244ZM215 232V233H214ZM218 234H217V233ZM219 233H221V234H219ZM216 236H215V235ZM244 234V235H245ZM0 235H3V234H0ZM5 235V234H4ZM4 235H3V237L1 238V239H4ZM218 235V236H217ZM216 237V239L214 238V237ZM221 236V238L219 239V237ZM213 237V238H212ZM0 239V240H1ZM214 239V240H213ZM218 239H219V241H218ZM210 240H211V242H210ZM213 240V241H212ZM215 240H217V241H215ZM199 241V243H202V240H201V237H200V239L198 240ZM198 241H197V243H198ZM5 241H3L2 242V240H1V243H4ZM217 242V243H216ZM211 244V245H210ZM219 244V245H218ZM214 247H213V246ZM217 245V246H216ZM225 245V246H224ZM234 247H233V246ZM223 247V248H221V247ZM230 246V247H229ZM211 247V248H210ZM226 247H229V248H226ZM240 249H241V251L244 253V252H248V251H253V252H257L258 251V249H256V250H254V249H249V247L247 246V244L246 243H244V244H241L240 245ZM247 247V248H246ZM220 249H222L223 250V252H222V250H220ZM220 250V251H219ZM227 250V251H226ZM260 250V249H259ZM236 251H238V252H236ZM229 252V253H228ZM259 252V251H258ZM237 253V254H236ZM245 253V254H246ZM3 257L2 256H0V262H3Z\"/></svg>",
  "mask_w": 264,
  "mask_h": 264
},
{
  "label": "water",
  "instance_id": "water-1",
  "mask_svg": "<svg viewBox=\"0 0 264 264\" xmlns=\"http://www.w3.org/2000/svg\"><path fill=\"white\" fill-rule=\"evenodd\" d=\"M254 88L256 95L261 105V112L264 114V88L261 83H255ZM193 155H197L202 160L218 159L224 155H235V159L244 164L250 171V180L254 186L256 182L262 177L264 178V153L261 156H250L245 150H236L227 148L216 152L200 151L197 149L186 148Z\"/></svg>",
  "mask_w": 264,
  "mask_h": 264
}]
</instances>
